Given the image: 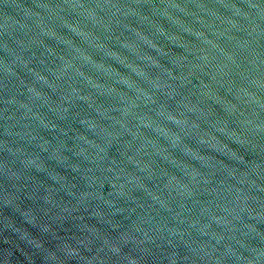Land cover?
Instances as JSON below:
<instances>
[{
	"label": "water",
	"instance_id": "1",
	"mask_svg": "<svg viewBox=\"0 0 264 264\" xmlns=\"http://www.w3.org/2000/svg\"><path fill=\"white\" fill-rule=\"evenodd\" d=\"M0 264H264V0H0Z\"/></svg>",
	"mask_w": 264,
	"mask_h": 264
}]
</instances>
